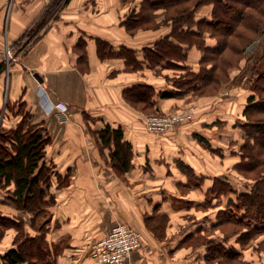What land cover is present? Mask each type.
Masks as SVG:
<instances>
[{
	"label": "crops",
	"instance_id": "obj_1",
	"mask_svg": "<svg viewBox=\"0 0 264 264\" xmlns=\"http://www.w3.org/2000/svg\"><path fill=\"white\" fill-rule=\"evenodd\" d=\"M49 3L16 0L7 16L6 0H0L1 48L17 44ZM131 5L123 0H68L46 31L22 52V59L19 54L9 65H0V107L6 105L0 125L15 126L21 117L7 104L17 110L19 102L26 101L33 123L44 127L51 138L48 148L53 150V161L59 160L61 169H73L64 185L53 179L50 193L55 202L36 217L0 191V210L23 219L26 232L38 236L45 226L52 264H103L92 258L91 247L117 222L143 233V245L132 252L127 264L204 262L206 245L192 243L189 237L213 230L210 215L225 206L203 207L205 193L220 177L217 170L225 159L228 164L223 165L230 169L239 162L236 146L244 130L238 120L246 106L239 94L210 98L189 91L158 97L155 108L161 112L199 107L195 119L166 134L149 132L144 112L125 99L123 91L136 83L152 85L157 91L176 88L173 78L185 62L177 61L179 67L152 68L145 61L134 69L122 56L100 58L99 40L115 48H132L142 60L144 48L170 32L163 26L130 33L123 22ZM207 41L215 43L210 35ZM82 51L85 60L80 59ZM194 51L192 47L186 61L197 70ZM106 124L122 127L125 140L132 144V167L122 174L111 167L110 146L100 137ZM193 213L207 217L198 216L185 227V216ZM153 219L164 221L159 224ZM17 233L7 230L10 244L0 254L13 245ZM186 244L197 245L199 253L181 252L188 248Z\"/></svg>",
	"mask_w": 264,
	"mask_h": 264
},
{
	"label": "trees",
	"instance_id": "obj_2",
	"mask_svg": "<svg viewBox=\"0 0 264 264\" xmlns=\"http://www.w3.org/2000/svg\"><path fill=\"white\" fill-rule=\"evenodd\" d=\"M140 1L141 7L133 9L123 22L128 31L134 34L138 29L151 25L155 17L153 12L163 8L165 21L171 26L170 32L152 46L145 47L142 60L132 48L125 45L115 48L99 40L100 58L122 56L134 69L141 67L145 61L151 67L159 64L179 67L180 64L176 62L186 61L194 45L202 50L201 67L198 70L191 67L189 70V77L194 80L193 86L190 81L184 80L175 84L174 89L157 91L152 85L136 83L124 90L127 101L143 111L155 108L158 97L182 95L190 90L211 93L210 88L216 89L223 79L229 77L228 69L241 62L248 44L264 33V0ZM202 4H212V10L210 15L197 18L196 11ZM208 35L215 39L214 44H208ZM28 45L29 42L22 43L14 56L23 54ZM80 57L85 60L86 53L82 51ZM0 65L5 67V62ZM261 92L264 94V71L258 75L255 91L249 96L248 105L238 120V126L244 130V143L240 147L242 159L237 164L239 168L254 170L264 166V97H261ZM8 107L21 118L15 126L0 125V190L6 189L10 201L36 217L46 212L55 202L54 195L50 193L51 166L46 160L51 138L43 127L31 122L33 116L27 109L26 101L19 102L17 110L16 106L7 104ZM1 115L0 107V118ZM5 116L6 113L3 120ZM100 137L104 145L110 146L114 165L122 172L128 171L132 167L133 149L132 144L125 140L122 127L106 124L100 131ZM262 170L258 175L264 174ZM68 175L59 178L61 184L67 183L68 178L65 177ZM228 183L229 180L215 178L205 193L203 207L225 206L218 211V216L226 215L230 222L233 220L236 224L264 231V182L258 179L250 191L238 194L239 201L245 205L244 212L240 207L242 204L233 203L232 197L226 202V195L230 192ZM4 222L12 224L18 233L15 245L0 254V264H52L45 226L37 236L27 234L21 218L0 214V225H4ZM219 224L215 220L211 227ZM201 234L189 237L190 241L203 244ZM216 250L222 251L224 256L239 254L233 247L219 240L205 246V258H210Z\"/></svg>",
	"mask_w": 264,
	"mask_h": 264
},
{
	"label": "rangeland",
	"instance_id": "obj_3",
	"mask_svg": "<svg viewBox=\"0 0 264 264\" xmlns=\"http://www.w3.org/2000/svg\"><path fill=\"white\" fill-rule=\"evenodd\" d=\"M123 1L125 3L127 2L129 5H131L132 2H136L135 5L132 4L133 7H132V5L129 7V11H128L127 16L132 12L133 9L141 7V1L140 0H123ZM67 2H66V0H50L49 5L46 6V8L43 10V12L41 14H39L35 19L33 18L32 21L29 23V27L26 29L23 38L17 44L16 43L15 44H12V43L9 44V46H10L9 48H11L12 53L15 55L18 47L22 43H24V44H27L28 42H29V44L34 43V41H36L37 37H39L42 33H44L46 31L49 23L53 19H55L56 15L65 6V4ZM15 4H16V0H6L7 16H9V14H10V12H11V10ZM212 7H213L212 4H202L200 7H198V9L196 11V17L200 18V17H204V16L208 15L211 12ZM48 13H49V15H48ZM153 14H155V17L151 21V25L148 24L147 26L138 29L137 33L141 29L145 30V31L146 30H155V29H160L161 27L164 26L161 29L162 30H165V29L168 30V28H166V27L167 26L169 28L171 27L165 21L163 8L156 9L155 12H153ZM208 39H210V38H208ZM211 41L212 40H210L209 42H211ZM193 48H195L194 54L197 55V57L194 54L192 56H194L195 58H198V60L196 59V61H194V62L197 63V61H199V63L197 64V68L199 69L201 67L200 59L202 57V55H201L202 50L196 45H194ZM243 56L244 57L242 58L240 63H236L228 69L229 77H227V79L226 78L223 79L221 81V83L219 84V86L216 87V89L215 88L209 89V90H211V93L196 92L195 90H190V91L194 92L197 96L210 97V98L213 96H214V98H217V97H219V98L225 97L226 98V96L229 97L231 95H238L239 94L241 96L240 101L246 102V105H248L249 96L251 94H253L255 91V86L258 82V75L260 74V72L264 71V33L261 36H259L258 38H256L252 43L248 44ZM17 57H19V56H17ZM22 57L23 56H21V59H22ZM3 59L5 60L4 62L7 63L6 62L7 58L4 57ZM10 63L11 62L9 61V64ZM183 63H184V67L180 68L181 72H178V77L173 78V82H174V84L178 85L179 82L187 80V81H190L189 83L192 84V86H193L194 80H191V77H189V72H190L189 70L191 69V67L193 69V66H190L191 62H188V61H185ZM152 68H154V67H152ZM247 94H248V96L246 97V100H245V95H247ZM123 96L125 97L124 91H123ZM261 97H264V94H262V92H261ZM195 105H197V104H195ZM5 106L6 105L3 103L2 107H1L2 115H1L0 121H1V119H3L2 116L4 117L3 113L5 112ZM190 107L196 108V111L198 110L197 108H199L198 106L190 105V106H186V107H183L180 109L173 110L172 112L174 113L177 111H182L183 109L190 108ZM140 111L144 112V115L142 118H143L144 126L147 130H148V128L146 126V120H147L148 116L158 115V114L165 116V115H170L172 113V112H161L160 110H157L156 108H152L151 110H147V111H143V110H140ZM195 116H196V113H195ZM195 116H194V119H195ZM31 122H33L32 119H31ZM190 122L191 121H189L187 123L185 122V123L187 125ZM232 122H234V121L232 120ZM185 123H183V124H185ZM183 124H181V125H183ZM44 131H45V128H44ZM169 132H171V131H169ZM166 133H168V132H166ZM166 133H164V134H166ZM238 141H240V140H237L235 143H237ZM240 142H241V144L244 143V137L241 139ZM241 144H240V146H238V144L236 146V148L239 147V149H238V153L240 154V155H238V156H240L239 161L242 159V156H241L242 151L240 149ZM98 151H99V149H97L95 151V153H97ZM52 156H53V150L48 148V146H47L46 160L48 161V163L51 166V170L49 172H51L52 182H53L54 178H58V182L60 184L61 181L59 180V178H63V176H66L67 174H69V175H68V177H65V178H71V176L73 174V169H71V170L70 169L69 170L68 169L67 170L61 169L62 167H61L60 161L59 160L53 161ZM217 160L220 161L221 159L219 157H217ZM232 161H234V159H231V162ZM221 162L223 163V161H221ZM59 163H60V167H59ZM226 163L227 162L225 159L223 164H226ZM238 163L239 162L233 164V168L231 167L232 169H230V166H226V165L222 164V166L219 167V169L217 170V174H219L221 179L229 180L228 184H230V187H229L230 192H228V194L226 195V202H227V200L229 201L230 198L232 197L233 203H239V204L241 203L242 204V202L239 201L238 194L240 192H243V191L244 192L250 191L252 189V187H254V185L256 184L258 179H259V181L264 182V174L258 175V172L259 171L261 172V170L264 168V166L262 165V166H259V168H257V169L248 170L244 167H242V168L237 167ZM111 165H112L111 167L112 168L114 167V169L117 170L119 172V174L123 173V172H121L120 169H118L117 166L114 165L113 161H112ZM259 176H261V177L263 176V178H258ZM5 190L6 189H2L0 191H5ZM180 190H183L185 192L184 188H180ZM263 196L264 195H262V197ZM263 199H264V197H263ZM224 200H225V198L223 199V202H224ZM247 204L248 203H246V205ZM240 207L243 210L242 212H244L245 205L243 206V204H242ZM216 210L214 211L216 213L215 214L211 213L212 215H210V217H213V222L215 220L216 221L218 220L220 224L217 225L216 227H213L212 231L207 232L205 234L204 233L201 234L202 237H200V238L202 239V241H204V243L202 245H209L213 241L216 242V241L220 240L221 242L223 241L224 244L227 245L228 247L229 246L233 247V249L237 250L239 252V254L235 255L236 257L234 255L224 256L222 251L218 252L216 250V252H213V255H210L209 256L210 258H206L204 262H202V261H201L202 263L201 262L200 263L192 262V264H264V231L255 230L254 228H251L250 226H244L242 224H236V223H234L233 220L230 222L226 219L227 218L226 215H219L218 216V214H217L218 211H216ZM0 214H5L8 216H12L14 218H17L13 215L7 214V212H4L2 210H0ZM198 216L200 217V219H202L203 217L206 219V217H207V216H204L202 213H199V214L193 213V215H189V216L187 215V216H185L184 226L185 227L188 226L191 223V221L193 222L195 218L196 219L198 218ZM153 221L159 222V224H160L164 220H161V221L157 220L156 221V219H153ZM11 228L16 229L15 227L12 226V224H9L7 222H4V225H0V240L3 239L4 237L6 238V240L4 238L0 242V251H3L4 249H6L7 245L10 244L11 238L8 239L6 233H7V230H10ZM16 231L18 232L17 229H16ZM27 234L31 235L30 232H27ZM204 236H206V237H204ZM16 239H17V235L15 236V239L13 241V245L11 247H13L15 245ZM186 246L188 248L183 249V251H181V252H183L185 254H188V252L189 253L192 252L193 256H195L199 253L198 252L199 249L196 250L197 248H195L197 245L193 244V245L189 246L186 244ZM201 253H202V251H201Z\"/></svg>",
	"mask_w": 264,
	"mask_h": 264
},
{
	"label": "built area",
	"instance_id": "obj_4",
	"mask_svg": "<svg viewBox=\"0 0 264 264\" xmlns=\"http://www.w3.org/2000/svg\"><path fill=\"white\" fill-rule=\"evenodd\" d=\"M9 44L0 46V57L14 60ZM196 108L190 107L182 111L172 112L170 115H150L146 126L151 133L164 134L176 129L183 123L194 119ZM143 245V233L125 222H117L102 239L92 244L91 256L103 264H127L132 252Z\"/></svg>",
	"mask_w": 264,
	"mask_h": 264
}]
</instances>
